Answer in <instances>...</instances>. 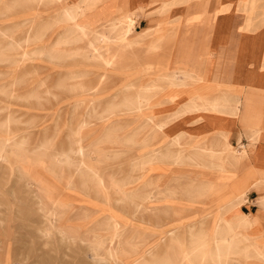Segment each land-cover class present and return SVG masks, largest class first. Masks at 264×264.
<instances>
[{
  "label": "rangeland",
  "instance_id": "374dc122",
  "mask_svg": "<svg viewBox=\"0 0 264 264\" xmlns=\"http://www.w3.org/2000/svg\"><path fill=\"white\" fill-rule=\"evenodd\" d=\"M15 1L8 10L0 0V29L11 30L17 41L26 36V44L12 50V63H0V125L16 138L7 160L0 159V264H99L90 254L101 238L106 245L115 240L118 264H204L195 249L198 240L212 235L218 222L230 217L228 207L239 194L229 182L247 166L262 134L255 142L248 133L247 144L240 134L234 144L227 128L230 122L227 137L218 128L192 133L181 127L202 121L203 126L217 127L209 109L215 103L223 107L227 100L235 119L237 93L228 98L217 82L211 87L219 84L220 92H205L196 76L191 85L184 75L187 70H169L176 28H168L167 16L158 26L136 33L140 17L153 15L143 7L132 30L133 39L140 41L122 50L89 34L66 44L59 38L64 28L54 33H44L43 28L42 37L34 42L41 29L33 25L61 4ZM80 1L64 0L62 5ZM114 1L98 4L79 22L95 26L104 11L116 9ZM252 1L250 8L245 6V30L254 29L257 6ZM133 2L120 0L119 7L127 12ZM169 6L158 13L165 16ZM160 27L167 33L166 45H149L163 34L155 32ZM7 40L0 36V46H7ZM90 42L100 50H89ZM78 48L83 55L72 58ZM99 53L109 55L112 64L105 65ZM152 84L160 88L145 90ZM148 147L152 152L147 153ZM136 151L145 154L132 155ZM220 158L233 164L220 163ZM29 166L33 176L39 169L47 183L61 190L64 208L58 233L38 230L45 208L33 200L36 193L31 190L38 188L30 190L18 171ZM257 179L245 189L244 203ZM256 226L236 228L253 247L246 258L247 241L231 245L229 264H264L258 255L264 237L251 231ZM185 248L193 250L194 263L184 261Z\"/></svg>",
  "mask_w": 264,
  "mask_h": 264
},
{
  "label": "crops",
  "instance_id": "0c3cea01",
  "mask_svg": "<svg viewBox=\"0 0 264 264\" xmlns=\"http://www.w3.org/2000/svg\"><path fill=\"white\" fill-rule=\"evenodd\" d=\"M36 1L61 4L60 9L54 11L51 16L38 20V23L33 25L41 29L36 30V35L40 34L41 37L43 28L44 33H54L58 28L73 27L75 29L77 26H82L87 29L89 35L101 39L106 32L113 35L121 33L128 26L127 24L116 25V22L127 16H137L143 7L146 8L148 15H153L140 17L136 33L158 26L167 16L171 24L168 28H176L175 39L168 56L169 70L195 72L206 81L221 83L222 89L228 92V98L231 96L234 98L236 93L240 96L237 116L231 119L227 127L232 131V143L237 144L240 134L245 144L249 142L248 133L251 136L253 132H260L259 136L262 134L260 138L257 136L259 140L253 152L248 155L247 166L230 180L229 186L235 194H240L251 187L255 179L258 178L261 181L257 186L249 189V201L244 203L240 210L257 219V226L251 231L261 233L264 237V69L261 67L264 58V0H256L257 9L253 16V30L243 29L247 23L245 6L250 8L252 0H243L248 1V5L246 2L242 3V0H187L184 2L177 0L178 3L175 4L171 3L175 0H134L127 12L120 9V0H117L112 3L116 9L104 11L107 15L104 14V17L99 18L95 26L79 21L84 15L93 14L98 4L108 0H81L75 5H62L64 0ZM3 2L8 10L13 9L16 3L15 0H3ZM252 3L255 2L252 1ZM166 6L169 8L165 9L167 14L164 16L160 13ZM223 6L231 8L224 10ZM65 11L83 14L75 22L63 23V21L54 20L58 13L62 14ZM34 20H36L35 15ZM45 20L46 22L43 23L42 21ZM163 30L164 28L160 27L155 32L159 34ZM12 34L11 30L0 29V36L8 37L6 44L8 46H0V63L11 64L12 50H19L22 44H26V36L17 41L12 39ZM166 34L163 31V34H159L148 44L164 47ZM132 36L133 31L130 35L131 43L140 41L133 39ZM162 51L163 49L160 52ZM214 91L217 89L205 90V92ZM203 124L204 121L195 125L184 123L181 128L192 133H204L217 129L214 125L203 126ZM160 145L163 146L164 142ZM150 148H147V153L152 152ZM141 154L145 152L136 151L132 155Z\"/></svg>",
  "mask_w": 264,
  "mask_h": 264
},
{
  "label": "bare ground",
  "instance_id": "6f19581e",
  "mask_svg": "<svg viewBox=\"0 0 264 264\" xmlns=\"http://www.w3.org/2000/svg\"><path fill=\"white\" fill-rule=\"evenodd\" d=\"M81 14L83 13H72V12L65 11L62 14L58 13L55 16L54 20L63 21V23L75 22L80 17ZM135 20H136V15H132V16H127L124 19L117 21L116 25L127 24L128 27L122 30L123 33L119 38H116L115 36H113L112 33H108V32L103 33L102 35L103 41H105L111 47L119 46L120 50L125 48L126 45L129 46V43L132 42L130 39V35L132 31V26L134 25ZM87 34H88L87 29L82 26H77L73 30L67 27V28H64L60 32L59 38L64 43L70 44L71 42L74 41V38L78 37V40H79L80 37L85 36ZM72 35L74 36L73 38H72ZM33 37H34L33 40H37L41 37V35L38 34V35H34ZM111 47L107 49H110ZM89 50L98 52L100 50V47H98L96 44L91 43V45L89 46ZM82 52L83 50H81V48H78V49H75V51H73V53L70 56L72 58L77 57V56H82L83 55ZM108 56L109 55H103L100 53L98 54V57L102 59L105 65H111L112 61L109 60ZM184 75H186V77L192 81L191 85L196 83V80L193 79V77L196 76L198 78L197 83H199L201 90L203 89L208 90V89L216 87L218 92L221 91V89L219 88L220 87L219 84L217 86L211 87L213 83L212 81H206L201 76L197 75L195 72L188 71L187 74H184ZM184 75L182 76L183 79H184ZM173 85L176 87H184L183 83L181 84L173 83ZM158 88H160L158 85L152 84L148 86L147 88H145V90H157ZM225 93L228 94L227 92ZM235 96L237 97L236 105L239 107L240 96L238 94ZM231 104L232 103L230 102V100L227 101V103L223 107H219L218 103H215L211 105L212 108L209 109L211 112V118L216 122L217 128L226 137L228 134V131L226 130V125L229 122H231V119H234L233 117L234 115L228 112L229 107L232 106ZM201 105L205 106V104H201ZM259 133L260 132H253L254 138L252 139H254L255 142L257 141V136H259ZM15 141H16L15 136L9 134L7 131L4 130V127L0 125V159L1 160H7V153L9 152L10 145H13ZM68 153L69 152L66 153V157H69L67 156ZM67 159H71V158H67ZM219 162L223 164H233L231 161L225 158H220ZM18 171L21 174L22 178H27V182H28L27 186L29 189L30 188L34 189L35 187L38 188V191L37 190L34 191L30 189L33 193H36L33 200L35 201V204H37L39 208H42L41 205L44 206L45 208V213L43 215V221H42L41 226L38 228V230L41 231L42 233H50V232H52L53 234L58 233L59 226L62 221L61 208H64L63 197L59 196L61 195V193H59L61 192L60 188H58L56 191L55 189L58 186H52L49 183H47L46 181L48 178L47 175L44 173H40L39 169H36L37 174L34 176L31 174L30 166L27 168H23V170H18ZM259 182L261 181L257 179L252 187L257 186ZM31 186H35V187H31ZM246 195H247V190L242 191L239 194V197L237 198V200L233 202L232 204H230V207H228L230 208L228 211V214L230 217L221 219L218 222V224L215 226V231L211 233L212 235L204 236L201 239H199L200 241L198 240V243L195 249L197 248L202 254L204 264H229V261L233 262L232 260L233 252L231 250V245L235 243L238 244L242 241H247L244 249H245V257L249 258L252 247H253V243L249 241L248 236L236 230V228L241 229V230H247L251 228L252 226L257 225L256 218L251 217L248 213H243L239 209L246 201ZM235 212H237V215L233 216L232 214ZM231 235L233 236V238L231 237ZM97 244L98 245L92 249V253L90 254V256H92L96 262H98L99 264H102L101 262H108L109 264H118L117 260H118L119 253L116 249V243L114 239H111L106 245V240L101 238L99 239ZM192 251L193 250L191 249L189 250L188 248H185L184 261L187 260V261H190L191 263H194L192 254H191ZM258 255L260 259L264 260V248L260 250V253H258ZM171 264H175V262L171 261ZM232 264H235V263H232Z\"/></svg>",
  "mask_w": 264,
  "mask_h": 264
}]
</instances>
